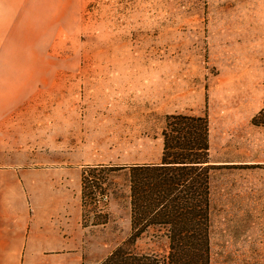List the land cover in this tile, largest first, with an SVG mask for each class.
<instances>
[{"label":"rangeland","instance_id":"374dc122","mask_svg":"<svg viewBox=\"0 0 264 264\" xmlns=\"http://www.w3.org/2000/svg\"><path fill=\"white\" fill-rule=\"evenodd\" d=\"M15 8L0 1L7 58ZM27 12L44 77L3 151L33 158L74 196L88 166L158 163L170 115L205 116L209 262L264 264V0H35ZM90 176L99 193L52 218L77 234L78 264H99L131 233L128 170ZM125 248L162 256L168 239L151 227Z\"/></svg>","mask_w":264,"mask_h":264},{"label":"trees","instance_id":"16d2710c","mask_svg":"<svg viewBox=\"0 0 264 264\" xmlns=\"http://www.w3.org/2000/svg\"><path fill=\"white\" fill-rule=\"evenodd\" d=\"M161 135L163 146L158 163L88 166L82 174L85 207L86 198L102 189L90 184V174L98 179L95 175H101L104 169H127L129 173L131 233L128 242L115 247L99 264H210L209 171L214 166L208 153V121L201 115L173 114L166 119ZM151 227H158L167 237L165 255L125 248Z\"/></svg>","mask_w":264,"mask_h":264},{"label":"crops","instance_id":"0c3cea01","mask_svg":"<svg viewBox=\"0 0 264 264\" xmlns=\"http://www.w3.org/2000/svg\"><path fill=\"white\" fill-rule=\"evenodd\" d=\"M0 1L16 2L18 24L17 55L7 58L4 50L0 52V264H51L52 257L56 264H78L80 250L73 246L77 234L70 233L68 238L66 227L52 223V218L76 215L75 208L70 211L80 200L82 206L80 174L72 196L51 181V171L36 168L33 158L2 149L5 132L18 130L25 123L28 107L23 103L35 96L36 83L44 77V70L40 64L35 67L27 37L32 32L26 17L28 2L35 0ZM63 174L61 171L59 175ZM78 241L80 247L81 238ZM68 248L74 251L69 257L63 253Z\"/></svg>","mask_w":264,"mask_h":264}]
</instances>
